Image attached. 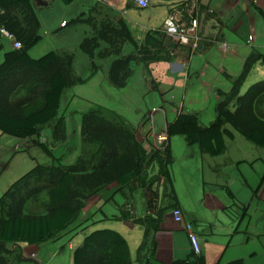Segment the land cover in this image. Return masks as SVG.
<instances>
[{
    "label": "crops",
    "instance_id": "obj_1",
    "mask_svg": "<svg viewBox=\"0 0 264 264\" xmlns=\"http://www.w3.org/2000/svg\"><path fill=\"white\" fill-rule=\"evenodd\" d=\"M148 1L147 7H141L134 0H31L45 50L73 52L74 71L83 79L65 89L61 99L66 94L69 105L77 98L83 100L88 108L80 114L93 105L105 107L109 116L130 126L146 151L155 147V133L165 130L179 112L197 114L202 126L211 123L217 103L240 74L246 57L252 52L264 54V0ZM93 7H101L102 16L124 20L138 42L152 33L166 50V58L136 64L123 88L112 87L107 81L112 58L101 60L92 71L90 61L78 49L80 41L90 34V27L83 21L71 23ZM171 14L187 22L181 41L164 28ZM1 43L5 49L12 47L4 38ZM132 50L131 44H125L122 54ZM262 65L255 63L251 71L260 74ZM242 88L243 84L241 92ZM21 142L31 147L25 140ZM17 147L15 139L5 148L0 145V190L10 186L14 173L31 165L30 160L18 157L21 153H16ZM167 150L170 183L159 186L154 203L156 211L160 210L156 229L147 230L135 222L148 213L144 192L137 190L125 198L115 193L118 185L111 184L88 200L81 216L85 220L103 207L111 218L73 237L62 233L39 244L8 243L0 264H73L74 248L94 228L118 231L128 243L130 264H226L235 259L257 264L252 261L256 252L247 215L252 206L264 207V174L256 180L264 167L252 160L264 159V152L230 153L227 143L222 154L210 156L196 145H188L182 135L169 137ZM6 157L10 158L3 163ZM12 163L16 171L9 172ZM156 171L154 166L152 172ZM129 207L132 216L126 214ZM173 207H179L184 221L192 223L201 249L198 257L193 256L182 223L175 221ZM95 219L101 220L98 216Z\"/></svg>",
    "mask_w": 264,
    "mask_h": 264
},
{
    "label": "trees",
    "instance_id": "obj_2",
    "mask_svg": "<svg viewBox=\"0 0 264 264\" xmlns=\"http://www.w3.org/2000/svg\"><path fill=\"white\" fill-rule=\"evenodd\" d=\"M261 14L264 17V12ZM81 21L90 27V34L80 41L78 49L90 61L92 71L101 60L112 58L107 69V81L112 87L123 88L136 64H149L167 56L152 33H146L142 42L136 41L124 20L102 16L101 7H93L86 16L80 14L71 23ZM2 27L14 34L20 47L6 49L0 62V134L25 140L44 152L50 162H36L0 195V256L8 243L39 244L62 233L73 237L111 218L103 207L85 220L81 217L88 200L111 184H117L115 193L125 198L143 191L148 213L135 222L144 224L147 230L156 229L160 210L156 211L154 203L159 186L170 183L168 144L163 150L155 146L146 151L125 121L109 116L105 107L93 105L81 113L80 135L82 142L94 148L82 152L74 163L63 164L42 133L49 124L54 142L66 138L64 115L59 114L61 95L83 82L74 71V53L50 50L37 58L30 55V49L42 38L31 0H0ZM1 42L0 35V48ZM125 44L133 46L128 54H122ZM257 62L264 63V54L252 52L246 57L240 74L217 103L211 123L202 126L197 114L179 112L167 123L168 138L182 135L201 153L217 156L226 149L225 138L234 137L233 129L264 147V80L241 92ZM154 166L156 173L152 172ZM126 214L132 216L128 209ZM73 264H130L128 243L114 229L94 228L74 248ZM226 264L244 263L235 259Z\"/></svg>",
    "mask_w": 264,
    "mask_h": 264
},
{
    "label": "rangeland",
    "instance_id": "obj_3",
    "mask_svg": "<svg viewBox=\"0 0 264 264\" xmlns=\"http://www.w3.org/2000/svg\"><path fill=\"white\" fill-rule=\"evenodd\" d=\"M41 34V32H40ZM42 35V34H41ZM44 38L42 37L40 42L32 47L29 51L30 55L34 58H37L46 52L50 51V49L45 50L44 45ZM7 44H4L6 46ZM5 47L0 48V62L3 59V52L5 51ZM261 67H264L262 65ZM264 80V68H261L260 74H257L255 70L251 71V73L246 78L245 82L243 83L242 92H244L252 83L257 81ZM66 91V90H65ZM64 91V92H65ZM70 99L66 94L62 96L61 99V109L59 111L60 115H64L65 126H66V138L64 141L61 142H54L51 138V128L48 125L45 126L43 130V137L46 141H48L54 155L56 157H60L61 162L63 164H72L75 162L76 158L85 150H92L94 148L93 144L84 143L81 140L80 135V112L86 110L88 107L83 100L79 98L75 99L74 102L69 105ZM233 130V129H232ZM5 138L0 139V145L5 148L9 146V143L12 139H15V143L18 144L16 153H21L18 157H23L25 161L30 160L31 165L21 171H18L13 174V163L9 166V172L13 171V176L10 178L12 181L11 183L18 178L20 175L27 172L32 166L38 162L41 164H47L50 162L49 157L42 152L39 148L36 147H27V145L23 144L21 140L13 138L9 135L2 134ZM234 135H236V139H226V146L228 143V151L231 153H243V152H264V147H260L255 145L254 143L248 141L243 136H241L238 132L234 130ZM9 139V140H6ZM14 144V143H13ZM12 146V145H11ZM11 156V154H10ZM10 157H6L3 159V163L7 162ZM253 163H258L261 167H264V159H258L255 157ZM256 160V161H255ZM252 163V164H253ZM12 169V170H11ZM259 166L256 167V172H259ZM238 173V170L236 172ZM16 174V175H15ZM261 175L256 178L257 181H260ZM5 175H8L7 172ZM1 177V176H0ZM10 177V176H9ZM2 180H0L1 182ZM3 189L0 190V195L7 189V187H1ZM5 188V189H4ZM132 209V208H131ZM250 218V237L252 242L255 246L256 254L253 257L252 261H255L257 264H264V207L252 206L249 210L247 218Z\"/></svg>",
    "mask_w": 264,
    "mask_h": 264
},
{
    "label": "built area",
    "instance_id": "obj_4",
    "mask_svg": "<svg viewBox=\"0 0 264 264\" xmlns=\"http://www.w3.org/2000/svg\"><path fill=\"white\" fill-rule=\"evenodd\" d=\"M135 3H137L141 7H147L149 5L148 0H134ZM187 22L185 20H182L181 18L176 17L175 14H171L164 22V28L166 32L171 36H176L179 38V40L184 39V35L187 31ZM0 35L2 39H6L9 41L14 48L20 47V42L15 38L14 34L6 30L5 28H0ZM222 48L224 50L227 49L226 44H221ZM169 138L167 135L166 130H160L155 133V146H158L160 150H163L166 145L168 144ZM129 211L133 215V212L131 208L129 207ZM172 215L175 219V221L182 223L183 229L185 230L189 242L190 247L194 255H199L201 252L200 244L198 241V236L196 231L194 230V227L192 223L188 221H184L182 212L179 207H175L172 210Z\"/></svg>",
    "mask_w": 264,
    "mask_h": 264
},
{
    "label": "bare ground",
    "instance_id": "obj_5",
    "mask_svg": "<svg viewBox=\"0 0 264 264\" xmlns=\"http://www.w3.org/2000/svg\"><path fill=\"white\" fill-rule=\"evenodd\" d=\"M194 71V70H193ZM173 103V102H172ZM153 227V226H152ZM146 232V231H145ZM140 246V245H139ZM141 256V255H140ZM194 256V255H193Z\"/></svg>",
    "mask_w": 264,
    "mask_h": 264
}]
</instances>
